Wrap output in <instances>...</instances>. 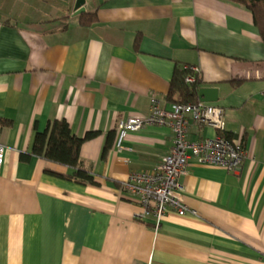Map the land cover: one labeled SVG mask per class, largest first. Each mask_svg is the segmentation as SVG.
I'll use <instances>...</instances> for the list:
<instances>
[{
  "label": "crops",
  "instance_id": "1",
  "mask_svg": "<svg viewBox=\"0 0 264 264\" xmlns=\"http://www.w3.org/2000/svg\"><path fill=\"white\" fill-rule=\"evenodd\" d=\"M0 0V264H264V46L251 12L227 0ZM83 14V13H82ZM198 66V90L224 108L242 143L238 172L187 160L182 200L159 227L123 188L173 143L169 126L127 133L117 121L169 109L175 69ZM259 69L261 76H246ZM199 100V96H198ZM197 100V101H198ZM66 120L83 138L94 183L32 152L35 133ZM190 141L218 130L189 119Z\"/></svg>",
  "mask_w": 264,
  "mask_h": 264
},
{
  "label": "built area",
  "instance_id": "2",
  "mask_svg": "<svg viewBox=\"0 0 264 264\" xmlns=\"http://www.w3.org/2000/svg\"><path fill=\"white\" fill-rule=\"evenodd\" d=\"M189 70L185 82L193 83L199 76L198 66L185 65ZM259 69L246 76H261ZM264 74V73H263ZM217 101V100H216ZM189 119L206 124L216 130L211 137L190 141L187 138ZM115 148L121 149L127 133L147 125L169 126L173 132L170 152L151 171L131 173L123 182V188L135 197L143 210L136 213L139 220L151 217L155 227H159L169 210L179 215L196 211L182 200L183 184L180 178L186 172L187 160L194 157L197 162L218 165L229 172H238L246 153L237 139L223 135L225 128L224 108L213 102L198 100L196 103L175 102L169 109L162 107L155 97L150 98L148 114L130 115L117 121ZM6 147L0 143V167L5 160Z\"/></svg>",
  "mask_w": 264,
  "mask_h": 264
},
{
  "label": "trees",
  "instance_id": "3",
  "mask_svg": "<svg viewBox=\"0 0 264 264\" xmlns=\"http://www.w3.org/2000/svg\"><path fill=\"white\" fill-rule=\"evenodd\" d=\"M240 5L251 12L261 41L264 46V0H227ZM96 12L89 11L80 15L79 24L89 26L96 21ZM189 70L181 66L175 69L174 76L170 81L169 97L176 95L175 102L196 103L198 100V75L193 83L185 82ZM43 132H36L32 144V152L35 155L46 158L73 170L72 179L79 183H94L92 175L82 168L80 160L81 144L92 137L95 133L88 132L83 138L71 133L66 120L54 119L47 123ZM226 136V134H223ZM228 137V136H226ZM230 138V137H228Z\"/></svg>",
  "mask_w": 264,
  "mask_h": 264
},
{
  "label": "water",
  "instance_id": "4",
  "mask_svg": "<svg viewBox=\"0 0 264 264\" xmlns=\"http://www.w3.org/2000/svg\"><path fill=\"white\" fill-rule=\"evenodd\" d=\"M85 0H76L75 5H74V15H79L84 13L85 11ZM215 90V97L211 100L209 99H204L201 97V95L199 94V90H198V96H199V100L201 101H207V102H213L217 100V89L214 88Z\"/></svg>",
  "mask_w": 264,
  "mask_h": 264
}]
</instances>
